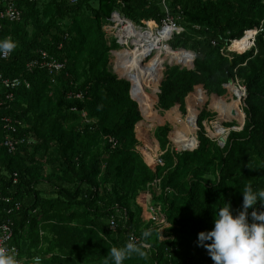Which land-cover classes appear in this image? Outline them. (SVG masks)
<instances>
[{
	"label": "trees",
	"instance_id": "16d2710c",
	"mask_svg": "<svg viewBox=\"0 0 264 264\" xmlns=\"http://www.w3.org/2000/svg\"><path fill=\"white\" fill-rule=\"evenodd\" d=\"M40 1L17 0L20 20L0 21V39L10 37L16 45L8 59L0 57V75L23 77L30 83L29 89L13 91L12 99L7 98L11 91L0 83V219L5 209L20 204L12 216L11 245L20 256L40 258L38 263L25 264H91L95 259L108 260L112 247H121L137 236L149 248L138 244L145 256L133 254L124 264H202L201 260L214 264L207 250L198 246V233L213 227L214 212L224 200L230 202L234 214L241 209L245 185L264 188V30L246 52L223 50L232 41L231 49L245 44V31L264 28V0L166 2L184 29L169 41L170 48L189 50L195 59L194 69L173 70L172 82L162 88L160 107L177 106L184 112V98L197 85L208 94L222 95L227 72L234 81L241 79L247 96L243 129L230 132L223 149L211 148L215 142L200 131L193 150H167L162 156L164 166L155 173L135 153L132 130L140 113L128 95L127 81L117 80L108 71L102 29L113 12L140 27L148 21L160 23L165 17L161 0L150 4L147 0H78L76 4L42 0L46 3L43 13L37 9ZM41 17L49 18L44 23ZM65 19H73L67 30L59 25ZM41 50L65 63V68L53 77L43 68L28 71L26 65ZM182 54L180 61L191 62L189 55ZM51 86L58 91L46 101L44 94ZM131 88L140 103L147 105L146 90L138 94L132 84ZM218 105L228 104L215 101L214 106ZM4 117L11 118L16 129L9 132L10 138L25 139L14 153L2 146ZM160 130L165 148L166 128ZM103 136L110 140L88 163L91 151L83 144L98 145ZM179 142L187 145L189 140ZM104 155L108 162L100 184ZM212 159L218 161L213 179L205 169ZM155 178L159 184L151 185L148 195L155 204L152 208L161 207L171 229L163 237L170 234L173 239L160 240L162 235L152 226V219L144 225V210L133 208L128 200L137 198L138 187ZM4 197L12 199L10 204ZM255 207L264 210L259 201ZM73 223L78 230L68 228ZM146 231L150 234L144 237Z\"/></svg>",
	"mask_w": 264,
	"mask_h": 264
},
{
	"label": "rangeland",
	"instance_id": "374dc122",
	"mask_svg": "<svg viewBox=\"0 0 264 264\" xmlns=\"http://www.w3.org/2000/svg\"><path fill=\"white\" fill-rule=\"evenodd\" d=\"M45 4L46 3L42 2L41 0L37 5V9L41 13H43L45 10ZM172 17L177 22L180 20L177 16ZM48 18L44 19L41 17L44 23L47 22ZM114 19L116 23L110 21V23L108 22V27L102 29V32L105 30V33L103 32L104 40L106 42L105 47L108 50V71L114 76H116L117 80L127 81V83L129 84L128 95L130 99L136 104L137 109L140 113L141 118L137 122H135L132 130V135L135 138L134 150L135 153L140 157V159L147 165V167L152 171V173H155V170H157L159 167L164 166L163 161H161V165H159L157 161L160 159L162 160V156L167 152V150L171 152H190L194 144L196 143L195 141L197 137H199L200 131L203 132L205 137L215 142V145L211 146V148L217 146L220 149H223L226 142H219L220 138L228 136L230 132L241 131L245 123V113L243 111V108L245 107L244 100L247 95L246 89L241 79L236 78L237 80L234 81L235 83H231L227 86L228 90L225 88V85V91L220 96L215 93L208 94L200 85L194 86L184 98V112H181L179 110V107L177 106L169 109H162L159 104V97L161 95L162 88L172 82L173 70H177L180 72L184 70L194 69V63L191 66V62H187V64L185 65V63L180 61L183 58L182 53H185L187 56L190 55L189 57L191 58V60H193V57L195 59L194 53L184 49L174 50L177 53L170 52L171 54L169 53L170 49H166L164 51L162 49V44L164 43L163 40L167 39L170 35L169 34L166 38L160 40L158 46L153 50L150 55H147L148 57L143 61L141 70L139 72L140 82L139 84L135 85L134 80L128 79V77L126 76V70L122 63V55L125 51H131L138 45L139 36L136 38L135 46L132 45V40H129L128 45L125 47L119 45V39L117 37L118 28L115 26V24L117 26H120L118 20L121 18L115 15ZM72 20L73 19H65L63 21H60L59 25L62 29L67 30L68 28H70L71 24L73 25ZM151 22L154 21L144 22V26H141V29H146L147 24L148 26L149 24L153 25V23ZM107 24H105L104 26H106ZM155 24L153 25V27L157 28L156 26H158V29H160V27L162 26V22ZM28 30L30 33L33 32L31 26H29ZM55 33L56 30L52 29L51 35H55ZM120 37L122 40H126L128 37V33L121 32ZM141 44L145 46L146 43L144 41ZM249 46L250 39L249 41L246 40L245 44H240V47L236 49L233 48L231 50H233L232 52L234 53H243L248 51L246 49L250 48ZM223 50L224 52H226L228 49L225 46ZM179 51H182V53ZM168 53L169 55H172L171 59L169 58ZM117 56L120 58V61H117ZM150 77L152 79H150ZM148 79L150 81H148ZM236 82L239 85H237ZM130 83L133 85V90L135 91V93L139 94V92H143L144 90H146V93L144 92V94L147 95V105L141 104L137 97L134 96ZM231 86H235L237 89H239L241 93H244L245 96H242L240 100H237L236 95H234V90L232 92ZM238 86H240L242 90ZM156 88H158V91L156 90V92L154 93V90ZM56 90L57 88L55 86H51V88L48 89V92L44 94V96L46 97V101L53 99V97L48 96H53ZM199 90L202 91V94L205 99ZM238 94L240 93L238 92ZM215 101L226 102V104L228 105L214 106ZM200 118H202V120L200 121L201 127L198 124ZM188 121L193 125L192 128H190ZM161 128H166L165 133L167 134V144L165 148H163V146L161 145V139L163 136L160 130ZM106 137L108 136H103L102 141L100 140L98 145L96 143L88 144V142L85 141V144H83V148L88 147L91 151V154L87 155L86 157L88 163H91L93 157L95 158L97 154L103 152V147H105L104 145L106 144L105 142L110 140H107ZM181 138L182 141L189 140V143L187 145L180 143L179 141L181 140ZM197 147L198 142L195 148ZM128 148L130 147L128 146ZM213 150H215V148ZM107 162V156L104 155L101 171L98 176V181L100 184H102L103 182V171H105L107 168ZM217 163V159H212L210 163L209 161H207L205 169L207 172H210V174L207 175L208 178L213 179V175L211 174L215 170H218ZM155 180L158 183H155ZM154 181L151 184L146 183L144 187H138V190H135L137 192V198H128V200L130 199L133 208L141 206L144 210V225H146V223L150 220L149 218L152 217L150 208H152V206H155L153 200L150 198V195H148L149 188H151L150 186L152 184H159V179H154ZM135 200H137L138 203H135ZM68 225L69 229L78 230L79 228L75 225V223ZM166 227L167 226H161L159 232L167 234L165 230L168 229V227ZM170 231L171 229H168V232ZM163 234H161L162 236L160 240L168 238L173 239L172 235L169 234L165 235L169 237H163ZM108 258L109 256L107 257V259ZM105 261L106 257L104 259H101L99 262L95 259V261H92L93 263L91 262V264H105ZM201 263L207 264L205 260H201Z\"/></svg>",
	"mask_w": 264,
	"mask_h": 264
},
{
	"label": "clouds",
	"instance_id": "9594fccd",
	"mask_svg": "<svg viewBox=\"0 0 264 264\" xmlns=\"http://www.w3.org/2000/svg\"><path fill=\"white\" fill-rule=\"evenodd\" d=\"M229 46L227 51L232 52ZM15 47L10 37L0 39V54H10ZM242 195L238 212L234 214L230 202L224 200L223 205L214 212L213 227L198 233V246L207 250L214 264H264V210L258 211L255 207L258 201L264 205V188L256 189L249 183L244 186ZM249 209H252L250 213ZM149 234L146 231L143 235L147 237ZM133 254L145 256V252L134 241L121 247H112L105 264H109V261L111 264H124ZM0 264H20L16 254L3 243H0Z\"/></svg>",
	"mask_w": 264,
	"mask_h": 264
},
{
	"label": "built area",
	"instance_id": "2783aa9c",
	"mask_svg": "<svg viewBox=\"0 0 264 264\" xmlns=\"http://www.w3.org/2000/svg\"><path fill=\"white\" fill-rule=\"evenodd\" d=\"M67 1L70 4H76L78 2V0H67ZM154 1L155 0H147L148 4L153 3ZM167 1L168 0H161V6H162V9L164 11L165 17H164V19L161 20L162 26L160 27V29H158V26H156L157 28H156V31L154 30V32H155V34H157L158 31L163 30L165 28L170 29L171 33H170L169 37L167 39L163 40L164 43L162 44V49L164 51L166 49H170L172 52H175L169 47L168 41L174 35H180L181 33H183L184 29H183V27H181L177 23L176 20H174V18L169 13V9H168L167 3H166ZM115 15L121 18V22L123 25H125L129 28H135V29H136V27H138L134 23H132L131 21L122 17L118 12H114L112 14L111 19L109 20V23H110V21L116 23L115 19H114ZM20 18H21V11L17 7V0H0V21L15 22V21H19ZM109 23L106 26H104L103 29L105 27H108ZM151 23L155 24L154 22H151ZM115 26L118 28V31H119V29H120L119 26H117L116 24H115ZM146 27L147 28L144 30L141 29V27H138V28H140L143 32H146L148 29V24L146 25ZM263 30H264V28L260 27V28H255L252 30H247L244 32V36L247 33L252 34V36L250 38L251 47L249 49L254 47L256 36L259 33H261ZM117 37L119 39L118 44L121 45L120 38L118 35H117ZM129 40L131 41V39H128V42H129ZM127 45H128V43L125 46H127ZM213 45H215V43H213ZM161 55H162V51H161ZM9 56H10V54H1L0 55L2 60L8 59ZM26 68L28 69V71H33V69H36V68H41V69L43 68V69L47 70V72L50 76L53 77L55 74L60 73L65 68V63L58 61L54 57H51L46 51L41 50L38 53V58H36L35 60L33 59L31 62H29L26 65ZM52 82L54 83L55 80L52 79ZM0 83L2 84V86L6 90L11 91V93L7 96V98H9V99L13 98V95H12L13 91L19 90L21 88H24V89L30 88L29 81L23 77H15V78L7 77V78H4L2 75H0ZM236 84L239 85L237 82H236ZM238 87L241 89L240 86H238ZM157 91H158V88H157ZM243 96H245L244 93H243ZM77 97H81V96L78 95ZM82 116H84V114ZM13 124H14L13 120L9 117H4L1 119V125H2L1 127H2V130L5 132V136L3 138L2 146L4 148H6L9 153H14L18 146L23 145L25 143L24 138H19V139H11L10 138L9 132L14 133L16 131L15 126ZM161 161L162 160L160 159L157 161V163L159 165H161ZM154 182L158 183L156 180ZM14 183H16V179L14 180ZM153 186H158V185L155 184ZM11 201H12L11 198H5L4 197V202L6 204H10ZM13 205H15V208L11 207L7 210L5 209L4 219H3V217L0 219V243L5 244L7 247L10 248V250H12L16 254L17 259L20 261V264H25V263H28L29 261H34L35 263H38V262H40L39 257H34V258L29 260L28 257L20 256L18 248H16V246H14V245H11L13 235H14L12 216L14 213V209L16 211L19 210L20 204L16 202ZM151 213H152L151 219L153 222L152 226L158 227V231H160L161 226H167L168 225L166 222V217L162 213L160 206L151 208ZM110 225L113 228V226H114L113 220L110 221ZM130 241H134L135 243H137V245L141 244V245H144L146 248H149V246L142 243L141 239L137 236H131Z\"/></svg>",
	"mask_w": 264,
	"mask_h": 264
},
{
	"label": "bare ground",
	"instance_id": "6f19581e",
	"mask_svg": "<svg viewBox=\"0 0 264 264\" xmlns=\"http://www.w3.org/2000/svg\"><path fill=\"white\" fill-rule=\"evenodd\" d=\"M118 22L120 25L119 26L120 29L117 33H118V36L120 38V41H121L120 43H121L122 47H125V45L128 43V39H131L133 41L132 45L135 46L136 38L139 36L138 45L131 51H125L122 55V63H123L125 70H126V76L128 77V79H133L135 85H137L140 82L139 72L141 70V66H142L144 59H146L148 57L147 55H150L153 52V50L158 46V43L160 42V40H163L164 38H166L171 33V30L165 28L163 30L158 31L157 34H154V30L156 31V28L153 27L154 24L149 25L147 31L143 32L140 28H137V27H136V29L135 28H129V27L123 25L121 22V19H119ZM121 32H127L128 33V37L126 40L121 39V37H120ZM251 36H252L251 33H247L243 37H247V40L249 41ZM144 41L146 43L145 46L141 44ZM238 47H240V46H238ZM249 47H251V41H250ZM170 52H172V51L169 50V53ZM169 53H168V56L171 59L172 55H169ZM172 53H177V52H172ZM186 62H189V61L186 60ZM185 65H186V63H185ZM150 79H152V78L150 77ZM148 81H150V80L148 79ZM233 90H234V95H236L237 100L238 99L240 100L241 97L243 96V93H241L239 91V89H237L235 86L232 88V91ZM237 92H239L240 95H238Z\"/></svg>",
	"mask_w": 264,
	"mask_h": 264
},
{
	"label": "water",
	"instance_id": "95a60500",
	"mask_svg": "<svg viewBox=\"0 0 264 264\" xmlns=\"http://www.w3.org/2000/svg\"><path fill=\"white\" fill-rule=\"evenodd\" d=\"M227 78H228V83L226 85H230L231 83H235L233 78H232V76L228 72H227ZM226 139H227V136L226 137H221L219 142L224 143L226 141Z\"/></svg>",
	"mask_w": 264,
	"mask_h": 264
},
{
	"label": "crops",
	"instance_id": "0c3cea01",
	"mask_svg": "<svg viewBox=\"0 0 264 264\" xmlns=\"http://www.w3.org/2000/svg\"><path fill=\"white\" fill-rule=\"evenodd\" d=\"M167 227H169V225H167ZM167 227H166V228H167ZM161 234H162V233H161Z\"/></svg>",
	"mask_w": 264,
	"mask_h": 264
},
{
	"label": "flooded vegetation",
	"instance_id": "af4514ba",
	"mask_svg": "<svg viewBox=\"0 0 264 264\" xmlns=\"http://www.w3.org/2000/svg\"><path fill=\"white\" fill-rule=\"evenodd\" d=\"M145 60V59H144Z\"/></svg>",
	"mask_w": 264,
	"mask_h": 264
}]
</instances>
